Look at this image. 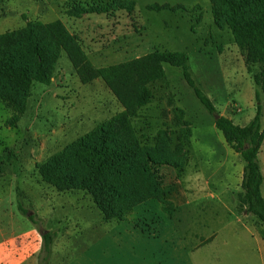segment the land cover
<instances>
[{"label":"rangeland","instance_id":"rangeland-1","mask_svg":"<svg viewBox=\"0 0 264 264\" xmlns=\"http://www.w3.org/2000/svg\"><path fill=\"white\" fill-rule=\"evenodd\" d=\"M81 9L88 12L78 15ZM226 14L224 3L213 0H0V36L12 33L0 38V63L26 68L32 77L24 89L0 73V94L9 97H0V212L32 214L38 232H55L48 264L105 260L104 242L91 244L117 224L145 232L148 250L174 224L201 238L223 225V212H245L239 208L245 160L215 116L244 125L259 104L264 127V87L254 80L262 67L247 64ZM36 48L48 84L33 79ZM154 50L188 54V70L216 113L199 101L183 69L168 63L165 77L147 84L153 96L138 115L124 113L97 69ZM140 85L137 78L116 84L124 94ZM103 124L121 160L108 174L121 218L106 219L90 191L60 190L39 172L60 153L61 173L83 175L72 144L81 136L92 144ZM259 158L264 175V142ZM111 233V264H133L136 245L133 253L117 245L127 232ZM125 243L131 246L130 239Z\"/></svg>","mask_w":264,"mask_h":264},{"label":"trees","instance_id":"trees-1","mask_svg":"<svg viewBox=\"0 0 264 264\" xmlns=\"http://www.w3.org/2000/svg\"><path fill=\"white\" fill-rule=\"evenodd\" d=\"M221 1L227 8V25L230 28L236 43L246 51L247 64H260L261 71L254 76L256 84L264 87V0H213ZM255 9V10H253ZM93 11V10H90ZM88 10L81 9L78 15ZM71 13V11H68ZM33 24L28 22V27ZM12 34V33H10ZM4 34L1 37H6ZM37 73L33 79L48 84L50 75L43 71L44 58L39 48L35 49ZM188 54L179 50H154L131 60L104 66L97 69L106 84L111 87L117 97L122 101L124 113L127 116H137L139 110L146 105L153 96L148 83L156 82L165 77L164 64L183 69V76L187 84L193 89L199 101L212 113H216V106L208 94L196 84L191 72L188 70ZM0 73L10 80L28 89L32 77L28 75L26 68L0 63ZM137 78L141 83L137 92L123 93L118 90L116 84L128 79ZM1 98H9L0 94ZM256 98H259L258 92ZM215 125L226 141L232 145L245 160L240 210L253 214L264 223V196L262 185L264 175L261 168L259 154L264 142V127L261 121V105H257L255 115L244 125L234 122L225 115L215 116ZM72 154L84 167V174H63L60 172L61 154L51 156L39 166V172L44 181L55 185L60 190L71 188L90 191L98 207L103 211L104 217L121 218L115 215L114 198L118 190L108 180V174L118 168L121 160L108 145L104 124L98 127V136L92 144L87 142L85 136L79 137L72 144ZM27 213V212H24ZM33 220V215L29 214ZM55 232L45 231L42 234V249L39 256V264H48L52 255V245Z\"/></svg>","mask_w":264,"mask_h":264},{"label":"crops","instance_id":"crops-1","mask_svg":"<svg viewBox=\"0 0 264 264\" xmlns=\"http://www.w3.org/2000/svg\"><path fill=\"white\" fill-rule=\"evenodd\" d=\"M262 193L264 196L263 185ZM223 213L222 216L217 212L214 214L222 217L220 222L223 225L209 228L203 238L188 236L185 234L187 227L174 224L166 230L169 236L164 238L162 235L148 250L145 232L124 223L108 227L106 234L100 239L95 236L96 240L91 244L94 247L104 242L106 258L98 260L92 256L91 261L111 264V232L123 228L127 234L117 239V245L125 247L128 252L132 247V253L136 245L138 255L133 264H264V223L247 212ZM43 232L36 230L29 214L0 212V264H39ZM127 239L131 240V246L125 243Z\"/></svg>","mask_w":264,"mask_h":264}]
</instances>
